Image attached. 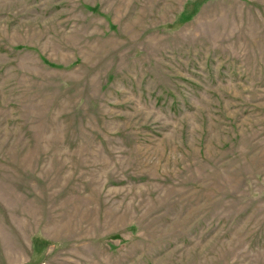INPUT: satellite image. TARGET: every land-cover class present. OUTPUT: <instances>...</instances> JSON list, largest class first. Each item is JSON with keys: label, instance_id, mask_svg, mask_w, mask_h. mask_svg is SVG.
Instances as JSON below:
<instances>
[{"label": "rangeland", "instance_id": "1", "mask_svg": "<svg viewBox=\"0 0 264 264\" xmlns=\"http://www.w3.org/2000/svg\"><path fill=\"white\" fill-rule=\"evenodd\" d=\"M0 264H264V0H0Z\"/></svg>", "mask_w": 264, "mask_h": 264}]
</instances>
